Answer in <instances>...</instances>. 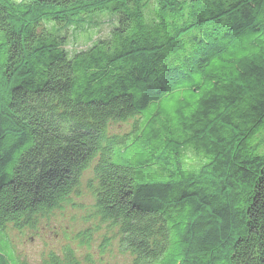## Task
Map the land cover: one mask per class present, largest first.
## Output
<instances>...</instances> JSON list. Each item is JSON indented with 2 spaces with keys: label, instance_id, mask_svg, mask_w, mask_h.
Wrapping results in <instances>:
<instances>
[{
  "label": "trees",
  "instance_id": "trees-1",
  "mask_svg": "<svg viewBox=\"0 0 264 264\" xmlns=\"http://www.w3.org/2000/svg\"><path fill=\"white\" fill-rule=\"evenodd\" d=\"M89 176L107 264H264V0H0V264Z\"/></svg>",
  "mask_w": 264,
  "mask_h": 264
},
{
  "label": "rangeland",
  "instance_id": "rangeland-1",
  "mask_svg": "<svg viewBox=\"0 0 264 264\" xmlns=\"http://www.w3.org/2000/svg\"><path fill=\"white\" fill-rule=\"evenodd\" d=\"M110 16L101 17L97 23V36H105L111 29L113 19ZM113 24V23H111ZM64 29V28H63ZM62 29V30H63ZM72 31V28H71ZM75 44L71 43L68 47H83L89 44L86 38L80 37ZM124 126V125H123ZM87 177L83 180V194L75 196L72 203L64 207V210H56L50 216L48 221L42 219L39 230L11 231L15 245V253L18 257L28 260L30 264H39L43 254L50 249L62 251L63 246L72 245L85 264H107L123 261L125 255L117 250V242H112L110 246L105 247L102 252L103 235L107 233L106 229L93 230L89 240L80 244L81 237L77 233L83 228H95V221H85L83 216L89 211L87 206L93 204V200L88 191ZM90 231V230H89ZM89 242V244H87ZM113 250V253H110ZM87 259V260H86Z\"/></svg>",
  "mask_w": 264,
  "mask_h": 264
}]
</instances>
